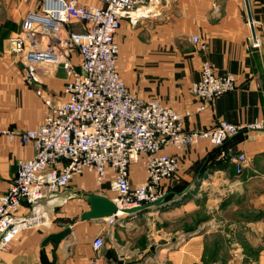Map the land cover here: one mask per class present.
Masks as SVG:
<instances>
[{
  "label": "crops",
  "instance_id": "crops-1",
  "mask_svg": "<svg viewBox=\"0 0 264 264\" xmlns=\"http://www.w3.org/2000/svg\"><path fill=\"white\" fill-rule=\"evenodd\" d=\"M249 4L252 23L245 0H168L154 15L124 18L117 36L118 68L131 90L179 112L191 110L187 130L226 119L244 125L240 132L221 149L209 140L181 151L168 149L181 162L167 186L170 196L162 205L119 214L114 225L105 218L80 220L90 209L87 194L113 198V190L109 181L96 185L93 173L76 177L44 202L50 223L23 230L1 253L0 264H264V0ZM41 5L42 0H0V129L35 128L47 111L26 84L21 59L9 52L11 36ZM194 35L206 41V49L192 40ZM255 35L259 47L252 46ZM205 59L218 74H235L237 87L198 112L191 85ZM73 60L80 68L78 54ZM38 73L39 86L62 93L68 78L62 67L44 63ZM242 152L248 164L238 173L232 157ZM34 154L32 144L0 134V196L18 162ZM145 179L141 160L132 165L131 180ZM67 226L72 227L69 238L43 245L50 233ZM97 235L105 242L99 251L93 248Z\"/></svg>",
  "mask_w": 264,
  "mask_h": 264
},
{
  "label": "built area",
  "instance_id": "built-area-1",
  "mask_svg": "<svg viewBox=\"0 0 264 264\" xmlns=\"http://www.w3.org/2000/svg\"><path fill=\"white\" fill-rule=\"evenodd\" d=\"M168 0H42L40 10L29 12L22 30L9 39V52L21 59L25 82L34 87L47 111L37 127L0 129L10 139L32 144V158L20 160L5 194L0 196V255L19 234L50 223L44 202L68 187L74 179L93 173L101 187L107 181L121 208L145 204L166 194L181 168V151L202 140L221 145L244 125L221 119L200 130H187L191 110L179 112L157 97L145 99L131 90L118 68V32L124 18H134L139 6L154 15ZM152 9V10H151ZM71 25V28H68ZM259 47L257 35L250 37ZM192 40L206 49L200 36ZM80 57V68L73 60ZM62 67L68 76L62 93L45 90L40 65ZM237 87L235 74H218L210 60L201 63L200 77L192 83L196 111L212 106L215 99ZM143 160L146 179L131 180L132 165ZM241 173L248 164L242 152L232 157ZM25 209V211H24ZM105 218L114 225L117 216ZM102 235L93 240L99 251Z\"/></svg>",
  "mask_w": 264,
  "mask_h": 264
},
{
  "label": "water",
  "instance_id": "water-1",
  "mask_svg": "<svg viewBox=\"0 0 264 264\" xmlns=\"http://www.w3.org/2000/svg\"><path fill=\"white\" fill-rule=\"evenodd\" d=\"M246 1V6L248 10L249 15V21L252 23L253 19L251 16V10H250V4L249 0ZM253 32H255L254 26H252ZM170 196V193H166L163 196L159 197L156 200H153L151 202L145 203V204H139L132 207H125L121 208V211L124 213H134L136 211H139L140 209H146L150 207H155L162 205L164 200H166ZM86 201L90 204V209L87 211H84L81 216L80 220H95V219H104L107 217H111L113 215H116L119 211L118 204L110 197H107L102 194L97 193H90L86 195ZM72 233V227L67 226L64 229L50 233L43 241V245H47L50 242H54L55 245H59L62 241L69 238L70 234Z\"/></svg>",
  "mask_w": 264,
  "mask_h": 264
},
{
  "label": "bare ground",
  "instance_id": "bare-ground-1",
  "mask_svg": "<svg viewBox=\"0 0 264 264\" xmlns=\"http://www.w3.org/2000/svg\"><path fill=\"white\" fill-rule=\"evenodd\" d=\"M152 10V9H151ZM150 11V8H144V9H139V10H136V11H132V15L133 16H140V15H143V14H145V13H148ZM215 145V144H214ZM215 146H218V145H215ZM114 200V199H113ZM115 201V200H114ZM119 205H120V207H119V213H123L122 211H121V207H122V205L119 203ZM140 210H142V209H140ZM135 213V212H134ZM134 213H131V214H128V215H133ZM138 214H136V215H134V216H137ZM107 218H109V217H107Z\"/></svg>",
  "mask_w": 264,
  "mask_h": 264
},
{
  "label": "rangeland",
  "instance_id": "rangeland-1",
  "mask_svg": "<svg viewBox=\"0 0 264 264\" xmlns=\"http://www.w3.org/2000/svg\"><path fill=\"white\" fill-rule=\"evenodd\" d=\"M144 8H146L147 9V7L146 6H139L138 8H136L134 11H136V10H139V9H144ZM133 20V18H130V21H132ZM77 54V53H76ZM97 185V184H96ZM85 191V190H84ZM90 190H86L85 191V193H88ZM112 196H113V198L116 196V192L115 191H112V194H111ZM112 198V199H113ZM58 211V210H57ZM123 214V213H122ZM120 215H121V213H120ZM127 215V214H126ZM50 216V215H49ZM50 219V221H51V217L49 218ZM117 219H118V217H117Z\"/></svg>",
  "mask_w": 264,
  "mask_h": 264
},
{
  "label": "trees",
  "instance_id": "trees-1",
  "mask_svg": "<svg viewBox=\"0 0 264 264\" xmlns=\"http://www.w3.org/2000/svg\"><path fill=\"white\" fill-rule=\"evenodd\" d=\"M228 140H229V139H228ZM226 141H227V140H226ZM226 141H225V142H226ZM225 142H224V143H225ZM224 143L221 144V145H218V146H216V147H218V148L221 149V148L225 145ZM220 149H217L216 152H219ZM211 155H212V154H211ZM211 155L208 156V158L206 159V164H205V165H209V161H211ZM202 164H203V163H202ZM202 164H201V165H202ZM205 165H204V166H205ZM204 166H203V168H204ZM178 181H179V180H178ZM174 193H177V192H172L171 194H174Z\"/></svg>",
  "mask_w": 264,
  "mask_h": 264
}]
</instances>
